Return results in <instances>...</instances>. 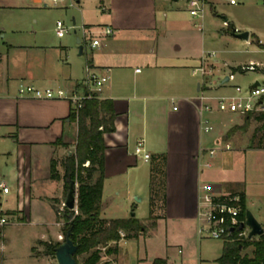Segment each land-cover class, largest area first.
<instances>
[{"label":"crops","instance_id":"0c3cea01","mask_svg":"<svg viewBox=\"0 0 264 264\" xmlns=\"http://www.w3.org/2000/svg\"><path fill=\"white\" fill-rule=\"evenodd\" d=\"M98 1V10L107 22L87 20L86 27L110 26L114 31L98 36L101 44L91 47L83 76H76L73 64L64 57L65 47L10 40L0 50V138L14 145V175L24 196L23 208L17 209L16 217L23 223L37 225L40 231L29 243L28 260L31 264H54L49 254L43 252V257H37L32 251L38 242H50V232L54 237L58 231L54 201L63 196L65 181L52 178L51 164L55 159L63 175L62 161L75 149L78 127L69 117V100L39 99L21 94L20 88L28 84L42 89L59 85L52 88L64 86L70 93L83 94L90 90L84 81L98 73L109 76L99 97L111 99L116 110V128L104 134L103 196L111 178L132 180L141 163L149 164L151 179L152 157L162 153L167 156L163 215L149 233L159 234V249L157 254L142 260L152 264L160 257L169 264H222L217 260L226 239L200 233L202 187L208 183L219 194L244 195L247 208L255 203V198L263 201L264 192H253L241 164L248 162V152L264 150V115L215 108L204 113L214 120L213 129H203L201 96L217 95L229 87L235 92L239 85L231 84L237 72L235 79H230L224 68L226 63L218 65L212 60L216 55L209 56L214 35L210 28L217 24L219 0H204L201 16L190 13L188 0ZM9 6V1L0 0V7ZM226 20L229 21L225 17L224 23ZM234 37L243 39L235 33ZM250 37L251 33L244 40L249 42ZM84 51L85 46L79 54ZM200 67H205L207 73L198 71ZM238 67L234 65L231 70ZM258 70L264 74L263 69ZM141 139L151 155L149 160L135 153ZM58 140L62 143L58 144ZM233 147L236 151L229 153ZM211 148L216 149L214 156L208 153ZM207 161L212 163L210 167L206 166ZM239 170L244 173H236ZM1 184L6 185L2 179ZM126 190L131 199L133 189L127 185ZM150 197L149 187V207ZM257 207L263 223L261 207ZM1 249L0 264H10L2 240Z\"/></svg>","mask_w":264,"mask_h":264},{"label":"rangeland","instance_id":"374dc122","mask_svg":"<svg viewBox=\"0 0 264 264\" xmlns=\"http://www.w3.org/2000/svg\"><path fill=\"white\" fill-rule=\"evenodd\" d=\"M5 1H9L11 6L0 7V50H4L5 42L10 40L65 47L64 57L73 64L76 76H83V65L88 54L91 53V46L85 44L87 40L84 31L85 22L94 19L103 23L107 22L106 17L102 15L103 12L98 10V0H81V2H78V0H59L58 2L44 0L42 3H37L36 0ZM218 3L220 4L217 9L219 12L216 19L217 24L210 28L211 34L214 35L209 46L211 51L216 52V57L212 60L221 66L226 63L224 68L228 74L237 72L236 79L231 82L232 85L239 84L242 87H249L257 80L264 83V74L258 70H264V66L258 67L257 70L245 72L240 71V69L231 70L234 65L238 67L240 63H251L250 59H253L255 63L264 65V48L256 43V40L260 39L264 43V0H235V4L231 3V0H219ZM22 4L25 7H21ZM207 9V13H210V7H207ZM225 17L229 20L227 24L224 23ZM58 21H63L70 28L64 37H59L57 34ZM232 23L234 26H232ZM233 27L238 28V30L241 29L240 32L249 31L251 33L250 41L235 38ZM257 36L260 39H256ZM79 39L85 46V51L81 55L79 54ZM54 88L66 89L64 86ZM219 92L217 95H228L233 94L234 89L229 87ZM210 120L212 124L215 123L212 118ZM13 146L10 141L0 138V180L2 179L9 188V193H5L3 186H0V216H6L8 219L7 224L0 225V249L2 240L6 244L5 254L9 257L10 264H31L28 260L29 243L40 231L37 225L23 223L16 217L17 209L23 208L24 196L23 192L18 189V182L14 175L17 155ZM235 147L229 153L236 151L234 150ZM247 154L248 162L245 163L246 167L241 164L242 168L247 171V178L253 185V192L262 193L264 192V150H252ZM148 170L149 164L144 162L140 164L139 171L132 177V180L130 178H123V180L111 178L107 183L102 198V218L110 220L112 218L136 216L142 221L146 229L139 232L137 237L132 238L127 236L126 231L123 237L125 239L120 244L118 243L119 252L110 255L103 253V261H108L110 264H149L148 261L146 262L142 258L157 254L156 252L159 249L157 239L160 236L159 234L157 236L149 235V233L157 219L163 215V200L162 198L159 200L153 215L149 217L150 207L147 194L151 179L148 177ZM241 172L244 173L243 170L236 171L238 174ZM127 185L134 192L131 199L128 197L129 194L127 195ZM76 188L78 189V185H76ZM68 192L69 188L64 184L63 196L57 197L54 201L60 213L57 214L58 231L54 233V237L51 232L47 236V239L53 244L62 243L66 239L65 227L68 220L67 206L64 202L67 199ZM161 193L163 194L162 188ZM254 201L253 205L249 204L248 209L259 220L260 211H258L257 206L261 207L262 224L264 225V199L261 202L255 198ZM111 245L116 244L112 242ZM105 249L103 248V252H105ZM252 250L253 247L251 246L246 248L243 253L251 254ZM46 251L47 247L38 242L32 252L34 256L43 257L41 255ZM48 257L53 260L54 264H59L57 258L53 255ZM85 257L86 254L79 255L78 259L81 262Z\"/></svg>","mask_w":264,"mask_h":264},{"label":"trees","instance_id":"16d2710c","mask_svg":"<svg viewBox=\"0 0 264 264\" xmlns=\"http://www.w3.org/2000/svg\"><path fill=\"white\" fill-rule=\"evenodd\" d=\"M257 43L264 48V43L260 40ZM90 94L91 97L85 99L81 108L76 110L72 107L69 117L78 127L75 149L62 161L63 175L58 170V162L52 160L51 176L55 179L63 178L69 189L72 182L78 183V213L66 208L68 222L65 227V235L71 230V238L78 245L75 254L77 264H110L103 261V255L119 252L118 243L122 239V230L127 231V236L132 238L137 237L146 227L136 216L110 220L102 218L106 155L104 134L115 130L116 110L111 99H101L98 92ZM57 142L62 143L61 140ZM87 161L90 162L88 166L85 165ZM166 162L167 156L164 153L152 157L150 217L161 198L165 204ZM241 197L245 216L248 208L244 195ZM55 209L59 214L56 206ZM112 242L116 245H111ZM43 244L47 247L46 254L56 257V248L60 243L47 241ZM251 246V254L243 253ZM103 248H106L105 252ZM83 254L86 257L80 262L78 257ZM217 261L222 264H264V233L254 238L226 239L223 253ZM152 264L169 263L164 258L157 257Z\"/></svg>","mask_w":264,"mask_h":264},{"label":"built area","instance_id":"2783aa9c","mask_svg":"<svg viewBox=\"0 0 264 264\" xmlns=\"http://www.w3.org/2000/svg\"><path fill=\"white\" fill-rule=\"evenodd\" d=\"M58 2L59 0H54ZM231 3H235V0H231ZM189 11L194 16H201L205 9L204 0H188ZM228 23L227 20L225 22ZM70 28L65 25L63 21H58L56 31L58 36L63 37ZM86 44L91 47H97L101 44L98 37L101 33L111 34L114 29L110 26L106 27H85ZM235 32H240L237 28H234ZM90 41V42H89ZM216 55L215 51L209 53L210 57ZM259 63L251 62L240 66V71L245 72L248 70H257L258 67H263ZM198 71L205 74L207 70L205 67L197 68ZM230 79H235V72L230 73ZM109 76L106 74L92 73L84 82L89 85L90 90L86 93L79 94L77 92H68L63 88H39L34 85H22L20 92L23 95H32L39 99H67L71 102L72 107L76 110L84 105L85 99L91 97L90 92H99L103 86L108 82ZM258 85H252L249 87H242L241 85L235 86V92L233 94L222 95H202V125L206 132L213 129V124L208 116L204 113L210 112L217 108L220 111H231L239 113L260 112L264 113V83L258 81ZM228 149L231 148L230 144H227ZM135 153L143 156L145 160L151 158L150 153L146 151L145 140L141 139L137 142ZM208 153L214 156L216 153L215 148L208 149ZM90 164L89 161L85 163L86 166ZM211 162L207 161L206 166L210 167ZM3 186L4 192H8L9 188ZM78 185V183H76ZM78 190V189H77ZM202 195L200 200V218L203 221V225L200 227V233L214 239H244L254 238L250 237L251 227L247 224V212L243 215V207L241 204L242 197L239 194L222 195L215 191L211 184H204L202 187ZM65 206L66 201L64 202ZM68 207V206H67ZM78 213V191H77V205L75 209ZM60 213V212H59ZM8 223L6 216H0V225ZM122 237L125 236L121 232ZM257 237V236H256Z\"/></svg>","mask_w":264,"mask_h":264},{"label":"water","instance_id":"95a60500","mask_svg":"<svg viewBox=\"0 0 264 264\" xmlns=\"http://www.w3.org/2000/svg\"><path fill=\"white\" fill-rule=\"evenodd\" d=\"M234 33L243 39H249L250 32L244 31ZM80 43V53L83 52L84 45L81 43V39L78 40ZM259 82H256L254 85H258ZM66 205L70 209H75L77 205V188L75 183H71L70 189L66 199ZM135 215V213H133ZM247 224L251 227L250 237L260 236L264 233V227L262 223L255 217L251 210H247ZM72 231L69 230L66 239L60 243L56 248V258L59 264H77V259L75 254L78 250V245L71 238Z\"/></svg>","mask_w":264,"mask_h":264}]
</instances>
